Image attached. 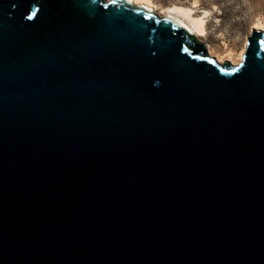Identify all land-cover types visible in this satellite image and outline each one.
I'll return each mask as SVG.
<instances>
[{
	"label": "water",
	"instance_id": "water-1",
	"mask_svg": "<svg viewBox=\"0 0 264 264\" xmlns=\"http://www.w3.org/2000/svg\"><path fill=\"white\" fill-rule=\"evenodd\" d=\"M0 264H264V33L0 0Z\"/></svg>",
	"mask_w": 264,
	"mask_h": 264
},
{
	"label": "rangeland",
	"instance_id": "rangeland-1",
	"mask_svg": "<svg viewBox=\"0 0 264 264\" xmlns=\"http://www.w3.org/2000/svg\"><path fill=\"white\" fill-rule=\"evenodd\" d=\"M151 1L159 17H165L163 10L174 5L190 7L193 17H206V35L201 39L213 57L221 56L225 60L231 58L237 62L241 53L244 55L247 39L254 30L264 33V0Z\"/></svg>",
	"mask_w": 264,
	"mask_h": 264
},
{
	"label": "bare ground",
	"instance_id": "bare-ground-1",
	"mask_svg": "<svg viewBox=\"0 0 264 264\" xmlns=\"http://www.w3.org/2000/svg\"><path fill=\"white\" fill-rule=\"evenodd\" d=\"M110 1V0H107ZM129 3H132L135 6H142L153 13L156 12L155 5L151 0H127ZM163 15L165 17H170L183 27H185L191 34L196 36L200 41H202L201 38H203L206 35V17H193V9L181 7V6H171L163 10ZM207 13L205 12V15ZM187 19L186 21L183 19ZM260 28V27H259ZM258 28V29H259ZM211 57L213 55L209 51ZM239 61H233L231 58L224 59L221 56H214L216 58L217 62L220 64H223L225 62H230L233 66H237L242 62L243 59V53L239 56Z\"/></svg>",
	"mask_w": 264,
	"mask_h": 264
}]
</instances>
